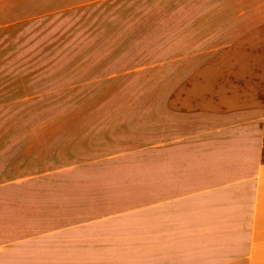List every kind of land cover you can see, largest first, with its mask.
<instances>
[{
  "label": "crops",
  "instance_id": "0c3cea01",
  "mask_svg": "<svg viewBox=\"0 0 264 264\" xmlns=\"http://www.w3.org/2000/svg\"><path fill=\"white\" fill-rule=\"evenodd\" d=\"M103 1L0 0V76L32 65L38 75L46 19ZM254 77L220 75L212 89L150 105L104 157V203L78 182L70 155L30 171L0 138V264H264V86Z\"/></svg>",
  "mask_w": 264,
  "mask_h": 264
},
{
  "label": "rangeland",
  "instance_id": "374dc122",
  "mask_svg": "<svg viewBox=\"0 0 264 264\" xmlns=\"http://www.w3.org/2000/svg\"><path fill=\"white\" fill-rule=\"evenodd\" d=\"M218 5L104 0L53 13L38 75L32 65L21 76H0L1 140L12 138V153L28 156L30 171H51L70 155L78 182L104 203V157L117 153L116 140L129 137L150 105H164L166 92L205 91L235 73L261 75L264 86V1ZM179 68L183 83L172 78Z\"/></svg>",
  "mask_w": 264,
  "mask_h": 264
}]
</instances>
